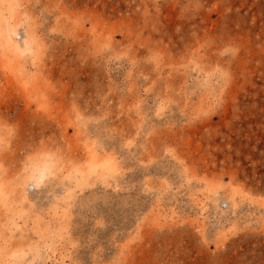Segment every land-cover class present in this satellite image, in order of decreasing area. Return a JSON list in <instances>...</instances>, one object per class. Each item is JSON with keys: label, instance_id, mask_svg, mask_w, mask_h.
Masks as SVG:
<instances>
[{"label": "rangeland", "instance_id": "obj_1", "mask_svg": "<svg viewBox=\"0 0 264 264\" xmlns=\"http://www.w3.org/2000/svg\"><path fill=\"white\" fill-rule=\"evenodd\" d=\"M0 264H264V0H0Z\"/></svg>", "mask_w": 264, "mask_h": 264}, {"label": "bare ground", "instance_id": "obj_2", "mask_svg": "<svg viewBox=\"0 0 264 264\" xmlns=\"http://www.w3.org/2000/svg\"><path fill=\"white\" fill-rule=\"evenodd\" d=\"M43 168V167H42ZM46 168V167H45ZM37 172V171H36ZM36 183V182H35Z\"/></svg>", "mask_w": 264, "mask_h": 264}]
</instances>
